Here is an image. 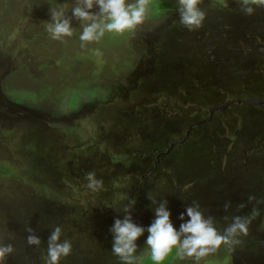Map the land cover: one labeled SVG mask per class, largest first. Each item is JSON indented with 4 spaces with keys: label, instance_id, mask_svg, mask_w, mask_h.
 <instances>
[{
    "label": "rangeland",
    "instance_id": "rangeland-1",
    "mask_svg": "<svg viewBox=\"0 0 264 264\" xmlns=\"http://www.w3.org/2000/svg\"><path fill=\"white\" fill-rule=\"evenodd\" d=\"M257 1L199 0L198 8L205 18H210V14H215L217 10L233 9L234 4L246 3L248 11L251 8L249 4H257ZM79 2L80 0H0V103H4L3 106L6 107L19 104L27 115L28 111L33 110L38 116H27L24 113L17 117L0 118V243L11 244L15 248L4 264H47L49 240L46 238L50 237L51 228L58 224L63 229L60 242L69 240L73 245L70 255L62 258L60 264H155L150 258L147 229L151 225L150 219L153 222L156 219V208L148 205V202L145 201V205L139 207L136 215L140 218L132 219L145 231L135 241L137 247L131 261L123 260L113 251L102 249L100 237H93L88 232L87 224L92 222L93 216L79 210V207L84 206L82 202L87 200L97 208L112 205L114 212L121 213L119 217L111 213L112 216L115 220H123L127 215L125 197L139 192L141 188L138 169H133V175L138 173L135 175V183L119 196H113L110 203L104 202L105 192H98L99 189L93 193H89V189H86L87 192L81 189L82 173L86 163L95 159L98 164L95 178L104 177L100 190L106 187L111 192L118 191V185L120 188L126 186L128 179L125 174L115 173L117 168L110 169L111 165L104 163L106 160L103 161V155L110 157L109 150L112 149L116 151L114 155L125 150L132 154L131 160H136L140 153L151 149L147 137L156 136L169 123L175 128L177 119L180 123L185 120L193 122L202 113L200 105H209L208 99L193 96L192 92L183 97L186 90L183 86L166 87L159 100L164 103L167 99L171 102L177 100L181 109L179 116L167 121L155 118L151 121L154 125L149 122L143 136L135 134L133 141L123 140L124 142L121 140L122 131L115 134L119 130L116 126L123 127L129 120H119L121 114L111 113L117 108L113 107L109 111L100 106L104 104L102 101L108 100L103 97L106 87L122 100L121 97L124 98V94L129 91V83H133L138 74L149 69L154 50L160 51L169 38H178L179 33L188 27L180 22V0H147L146 19L134 30L123 33L105 32L98 41L82 42L79 39L80 33L84 25L91 21L72 16V8ZM136 2L137 0H126V3ZM259 6L264 9V4L259 2ZM61 10L64 11L65 18L71 20L72 35L53 39L48 26L54 24L53 11ZM91 11L98 14L99 8L94 6ZM252 11L251 9L249 13ZM113 98L111 96L109 99ZM82 101L87 105L80 110ZM115 104L118 107L119 101ZM248 109L247 106H229L227 119L236 116L241 124V113ZM106 113L113 116L109 119ZM97 115L103 116L97 118ZM113 124L115 127H112ZM92 126L96 131H91ZM136 126L139 127V124ZM75 127L78 128L77 132ZM137 130L143 131L142 128ZM170 135H164L165 142L178 136ZM211 147L214 148L212 145ZM179 151H174V154ZM185 158L180 163L184 162V166H187L191 160L190 157ZM169 171H174V168L170 167ZM188 178L185 175L183 188L190 186ZM261 179L264 180V176ZM109 181L113 184L110 185ZM262 190L264 192V185ZM135 202L137 200L129 203L133 210L136 208ZM37 205L43 207L40 210L43 211V224H48L47 229L41 228L40 235H37L40 244L32 245L27 242V237L35 232L31 219L39 212ZM183 209L185 210L184 207ZM149 211H153L152 214ZM143 212L146 215L142 217ZM40 216L38 213L35 215L37 218ZM236 217L251 218L247 235L233 236L231 244L222 245L200 260L195 256L181 257L174 248L160 264H264V197L256 210L242 209V204L239 203L225 211L222 223H219L221 219L218 223H213L218 231L224 233ZM142 218L145 220H141ZM145 221L148 224L142 225ZM186 221L187 219H180L178 231ZM77 223L78 226H75ZM29 228L32 229L31 233ZM236 240L241 243L235 245Z\"/></svg>",
    "mask_w": 264,
    "mask_h": 264
},
{
    "label": "flooded vegetation",
    "instance_id": "flooded-vegetation-1",
    "mask_svg": "<svg viewBox=\"0 0 264 264\" xmlns=\"http://www.w3.org/2000/svg\"><path fill=\"white\" fill-rule=\"evenodd\" d=\"M257 2L249 4L253 10L251 13L246 10V3L234 4L233 9L217 10L215 14H210V18H204L200 27H188L179 33L178 38H169L160 51L154 50L149 69L141 75L138 74L133 83H129V91L124 94V98L121 97L122 100L108 87L105 88L103 97L108 100L102 101L104 104L100 106L109 111L113 107L117 108L111 113L121 114L119 120H129L123 127L116 126L119 130L115 134L122 131V142L133 141L135 134L143 136L148 123L154 125L151 121L155 118L167 121L171 117L179 116L181 109L177 100L171 102L167 99L165 103L159 100L166 87L183 86L186 89L183 97L192 92L193 96L208 99L209 105H200L202 113L193 122L188 123L185 120L180 123L177 119L175 128L169 123L156 136L144 137L150 142L151 149L140 153L136 160H131L132 154L125 150L114 155L116 151L112 149L109 150L110 157L103 155L102 159L106 160L104 163L109 164L108 166L111 165L110 169L117 168L115 173L125 174L128 179L126 186L121 185L124 189L118 185V191L111 192L106 187L100 190L104 177L97 178L102 181V185L96 191L105 192L104 202L110 203L113 196L115 198L124 193L126 188L135 183V175L139 173V192L128 194L124 202L127 203L124 205L127 208L126 216L130 215L131 220L133 217L140 218L136 213L145 205V201L156 209L165 205L176 229L182 216L183 220H188L189 217L184 214L175 215L173 204L184 207L185 211L188 207H196L205 218L216 223L220 219L222 221L219 223H222L225 211L239 203L242 204V209L254 211L259 208V202L264 197V180L261 179L264 176V9L259 6V0ZM111 96L114 98L110 100ZM116 99L119 101L118 107L115 104ZM3 104L0 103V118L17 117L25 113L19 104L8 107ZM81 105L80 110L87 103L82 101ZM232 105L249 107L248 111L241 113V124L236 116L227 119L229 106ZM28 112V115H36L33 110ZM98 116L101 118L103 115H97V118ZM112 116L107 115V118ZM94 126L91 131H96ZM138 128L143 131L137 130ZM74 129L77 132L78 128ZM167 134L178 136L165 142L164 135ZM77 141H80L79 137ZM176 150H180L178 154H174ZM186 156L191 161L184 166V162L180 161L185 160ZM123 159L125 162H122ZM97 167L95 159L86 163L82 173V190L87 192L86 189H89L87 173H96ZM170 167L174 171L170 172ZM133 169H138V173L133 175ZM185 175L190 182L187 188L181 185ZM109 182L110 185L113 184L112 181ZM89 190V193L95 192ZM131 200H137L135 211L132 206L134 202L131 203L132 208L129 207ZM82 204L85 207L81 206L79 210L93 216L92 222L87 224L88 232L93 237H100L102 249L113 251L115 233L112 227L115 218L111 213L119 217L120 211L114 212V206L108 204L103 208L91 206L88 200ZM37 206V213L41 216L37 218L35 213L31 219L35 227L33 234L36 236L40 235L41 228L47 229L48 224H43V211H40L43 207ZM154 214L156 216V211ZM145 215L143 212L142 217ZM50 220L51 218L49 223ZM150 220L152 225L153 221ZM146 222L142 225L148 224Z\"/></svg>",
    "mask_w": 264,
    "mask_h": 264
},
{
    "label": "clouds",
    "instance_id": "clouds-1",
    "mask_svg": "<svg viewBox=\"0 0 264 264\" xmlns=\"http://www.w3.org/2000/svg\"><path fill=\"white\" fill-rule=\"evenodd\" d=\"M259 2L264 4V0ZM198 3L199 0H180V22L190 29L200 27L205 18L204 13L198 8ZM94 6L99 8L98 14L91 11ZM147 10V0H137L136 3H126V0H80L77 6L72 8L71 13L77 19L91 21L84 25L79 36L82 42H91L98 41L105 32L123 33L134 30L144 23ZM52 15L54 24L48 26L52 38L71 36V20L65 18L64 11H53ZM87 180V187L93 191L102 185V181L95 179L93 172L87 173ZM186 215L189 219L180 226L178 231L171 222V213L167 207L162 205L156 209V219L147 229L149 232L147 244L151 248L150 258L155 264L164 261L174 248L181 257L195 256L197 260H200L222 245L231 244L233 236L247 235L251 223V218L236 217L231 226L221 233L213 221L205 218L198 208L188 207ZM28 231L31 233L32 229L29 228ZM62 231L61 226H56L49 237L47 264H60L61 259L72 252L71 241L60 242ZM112 231L115 233L113 252L123 260L131 261L137 247L135 241L145 229L135 224L128 215L123 220L116 219ZM182 236L183 239H181ZM27 242L38 245L41 241L38 236L30 234ZM240 243V240L235 241V245ZM14 251L13 245L0 243V264H4L5 259Z\"/></svg>",
    "mask_w": 264,
    "mask_h": 264
},
{
    "label": "crops",
    "instance_id": "crops-1",
    "mask_svg": "<svg viewBox=\"0 0 264 264\" xmlns=\"http://www.w3.org/2000/svg\"><path fill=\"white\" fill-rule=\"evenodd\" d=\"M182 183H183V181H182ZM181 185H183V184H181ZM174 207H175V212H174L175 215H177V216H179V214L186 215V211L181 206H179L177 204H175V205L173 204V210H174Z\"/></svg>",
    "mask_w": 264,
    "mask_h": 264
},
{
    "label": "trees",
    "instance_id": "trees-1",
    "mask_svg": "<svg viewBox=\"0 0 264 264\" xmlns=\"http://www.w3.org/2000/svg\"><path fill=\"white\" fill-rule=\"evenodd\" d=\"M163 2V1H162ZM6 168V167H5Z\"/></svg>",
    "mask_w": 264,
    "mask_h": 264
}]
</instances>
